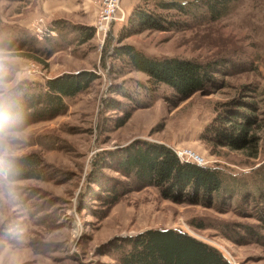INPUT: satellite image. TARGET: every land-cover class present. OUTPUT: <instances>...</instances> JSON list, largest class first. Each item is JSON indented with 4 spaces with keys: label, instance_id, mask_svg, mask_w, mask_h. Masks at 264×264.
I'll return each instance as SVG.
<instances>
[{
    "label": "rangeland",
    "instance_id": "374dc122",
    "mask_svg": "<svg viewBox=\"0 0 264 264\" xmlns=\"http://www.w3.org/2000/svg\"><path fill=\"white\" fill-rule=\"evenodd\" d=\"M159 1L123 0L124 20L103 39L97 0H0V48L8 53L0 62V99L20 96V86L43 88L48 78L63 74L86 70L97 76L85 90L65 98L67 109L54 118L25 124L6 117V126L14 121L12 130L20 133L11 141L14 156L37 153L44 168L41 178L5 182L0 264H107L115 261L112 242L149 228L182 229L217 247L232 264H264V238L240 241L238 231L241 223L259 225L253 214L264 212V0H231L216 20L205 7L189 15L171 10L176 22L171 28L120 38L137 4L154 7ZM56 21L65 26L61 32L54 29ZM45 26L54 34H46ZM91 28L95 34L88 38ZM119 44L159 58L220 60V81L210 93L180 99L172 87L150 84L147 74L117 59L111 49ZM244 85L259 86L256 98H243L258 105V143L232 149L212 136L223 103L239 97ZM123 110L132 115L116 127ZM140 141L163 143L219 167L237 195L206 207L177 203L147 186L108 206L103 189L127 179L116 158Z\"/></svg>",
    "mask_w": 264,
    "mask_h": 264
},
{
    "label": "trees",
    "instance_id": "16d2710c",
    "mask_svg": "<svg viewBox=\"0 0 264 264\" xmlns=\"http://www.w3.org/2000/svg\"><path fill=\"white\" fill-rule=\"evenodd\" d=\"M230 2L231 0H195L189 2V5L181 0H160L154 7L137 4L128 16L129 27L121 30L120 38L124 39L145 29L162 31L171 28L176 24L169 13L171 10L189 15L195 7H205L206 15L216 20L229 10ZM60 22L56 21L54 27L59 32L65 29ZM94 34L95 30L91 28L87 37L91 38ZM111 50L126 66L147 74L150 84L172 87L180 99H187L197 92L210 93V89L220 81L218 74L223 71L220 60L202 63L190 58H159L147 55L133 44H119ZM96 77L94 73L82 70L48 78L45 86L37 90H25L20 86V96L0 99V113L5 117H19L25 124L54 118L67 109L65 98L85 90ZM258 90V85H244L239 97L223 103V111L217 117L220 123L214 130L213 140L232 149H242L258 143L254 131L258 105L255 101L243 99L245 95L256 98ZM131 115V111L123 110V114L116 120V127L125 125ZM102 159L100 157L96 165L99 163L100 166ZM116 161L118 171L127 179L119 185H109L103 189L108 192L103 198L108 206L117 203L126 193L147 186L158 188L163 198L177 203L206 207H213L218 198L224 203L225 198L234 199L237 195V189L226 182L222 169L183 161L173 148L163 143H131L121 150ZM4 166L9 172L10 180L37 179L42 176L44 162L39 154L29 153L6 156ZM94 181L102 186L97 177ZM259 196L263 198L262 193ZM262 209L253 216L264 224ZM262 222L259 224L261 226L241 223V228L238 229L242 236L240 241L248 239L262 242L264 234L259 229L264 228ZM227 237L234 239L231 234H227ZM118 240L112 242L110 248L115 261L107 264H232L217 247L179 228H149Z\"/></svg>",
    "mask_w": 264,
    "mask_h": 264
},
{
    "label": "built area",
    "instance_id": "2783aa9c",
    "mask_svg": "<svg viewBox=\"0 0 264 264\" xmlns=\"http://www.w3.org/2000/svg\"><path fill=\"white\" fill-rule=\"evenodd\" d=\"M97 1L100 3V12H99L98 24H97L98 34L99 36L100 34H102L103 39H105L111 26L116 22L124 20L125 11L122 4L123 0H97ZM45 30H46V34L47 32L48 34H54V30L48 28L47 26H45ZM177 153L183 161H191V159L189 158L191 157L194 159L191 162H195L199 165H204V161L200 160L198 156L192 157L190 156V153L188 154L187 152H181V151H177Z\"/></svg>",
    "mask_w": 264,
    "mask_h": 264
},
{
    "label": "clouds",
    "instance_id": "9594fccd",
    "mask_svg": "<svg viewBox=\"0 0 264 264\" xmlns=\"http://www.w3.org/2000/svg\"><path fill=\"white\" fill-rule=\"evenodd\" d=\"M8 53L3 48H0V62L7 58ZM10 119V118H9ZM6 117L3 113H0V195L3 194V188L5 182L9 181V172L5 170V157L14 156L16 152L11 146V141L18 139L20 133L13 131L11 127V121L8 126L5 124Z\"/></svg>",
    "mask_w": 264,
    "mask_h": 264
},
{
    "label": "crops",
    "instance_id": "0c3cea01",
    "mask_svg": "<svg viewBox=\"0 0 264 264\" xmlns=\"http://www.w3.org/2000/svg\"><path fill=\"white\" fill-rule=\"evenodd\" d=\"M54 1H56V0H54Z\"/></svg>",
    "mask_w": 264,
    "mask_h": 264
}]
</instances>
